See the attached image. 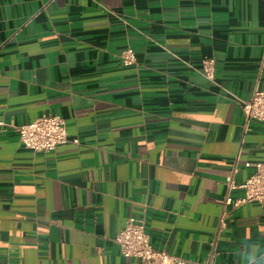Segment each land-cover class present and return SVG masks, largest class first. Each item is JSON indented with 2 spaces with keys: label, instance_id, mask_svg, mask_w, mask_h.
<instances>
[{
  "label": "crops",
  "instance_id": "crops-1",
  "mask_svg": "<svg viewBox=\"0 0 264 264\" xmlns=\"http://www.w3.org/2000/svg\"><path fill=\"white\" fill-rule=\"evenodd\" d=\"M255 88L264 0H0V121L52 113L68 135L45 153L0 131V264H141L113 241L129 217L155 249L264 264V202L224 205L233 165L240 184L264 162Z\"/></svg>",
  "mask_w": 264,
  "mask_h": 264
},
{
  "label": "built area",
  "instance_id": "built-area-1",
  "mask_svg": "<svg viewBox=\"0 0 264 264\" xmlns=\"http://www.w3.org/2000/svg\"><path fill=\"white\" fill-rule=\"evenodd\" d=\"M118 57L124 66L136 63L134 50L130 47L122 49ZM214 69V58L202 59L200 70L205 77L213 79ZM240 106L245 116L246 126L250 120L264 123V89L255 88L248 99L240 100ZM8 130L17 133L24 147L37 152L54 151L59 145L68 141L65 120L52 113H43L22 124L0 121V131ZM74 142H77V139H74ZM245 166H251L253 171L244 182L236 184L234 178L237 167L235 164L226 177L227 195L224 205L237 207L252 201L264 202V162H248ZM237 188L243 190V195L234 199L230 193ZM225 217L226 211L224 210L219 218L217 233L224 228ZM113 241L119 246L123 256L136 257L141 264H214L213 256L204 261H191L165 250L155 249L151 244L143 218H127L125 226L115 235Z\"/></svg>",
  "mask_w": 264,
  "mask_h": 264
}]
</instances>
